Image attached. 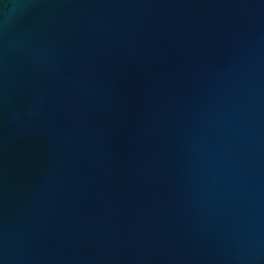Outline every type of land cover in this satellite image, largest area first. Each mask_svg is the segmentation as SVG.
Masks as SVG:
<instances>
[{"label": "water", "instance_id": "95a60500", "mask_svg": "<svg viewBox=\"0 0 264 264\" xmlns=\"http://www.w3.org/2000/svg\"><path fill=\"white\" fill-rule=\"evenodd\" d=\"M0 264H264V0H0Z\"/></svg>", "mask_w": 264, "mask_h": 264}]
</instances>
